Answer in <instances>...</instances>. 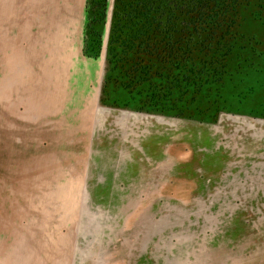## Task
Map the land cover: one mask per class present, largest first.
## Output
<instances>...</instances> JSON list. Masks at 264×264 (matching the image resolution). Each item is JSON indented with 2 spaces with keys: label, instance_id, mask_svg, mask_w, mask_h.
I'll use <instances>...</instances> for the list:
<instances>
[{
  "label": "rangeland",
  "instance_id": "374dc122",
  "mask_svg": "<svg viewBox=\"0 0 264 264\" xmlns=\"http://www.w3.org/2000/svg\"><path fill=\"white\" fill-rule=\"evenodd\" d=\"M86 2L0 0V264H264V24L211 124L104 106Z\"/></svg>",
  "mask_w": 264,
  "mask_h": 264
},
{
  "label": "trees",
  "instance_id": "16d2710c",
  "mask_svg": "<svg viewBox=\"0 0 264 264\" xmlns=\"http://www.w3.org/2000/svg\"><path fill=\"white\" fill-rule=\"evenodd\" d=\"M87 0L84 54L105 50L101 103L111 109L216 124L228 83L240 86L261 59L241 29L248 13L264 24V0ZM250 69L251 67H248Z\"/></svg>",
  "mask_w": 264,
  "mask_h": 264
},
{
  "label": "water",
  "instance_id": "95a60500",
  "mask_svg": "<svg viewBox=\"0 0 264 264\" xmlns=\"http://www.w3.org/2000/svg\"><path fill=\"white\" fill-rule=\"evenodd\" d=\"M106 50V48H104V51Z\"/></svg>",
  "mask_w": 264,
  "mask_h": 264
},
{
  "label": "crops",
  "instance_id": "0c3cea01",
  "mask_svg": "<svg viewBox=\"0 0 264 264\" xmlns=\"http://www.w3.org/2000/svg\"><path fill=\"white\" fill-rule=\"evenodd\" d=\"M201 208H202V206H201Z\"/></svg>",
  "mask_w": 264,
  "mask_h": 264
}]
</instances>
